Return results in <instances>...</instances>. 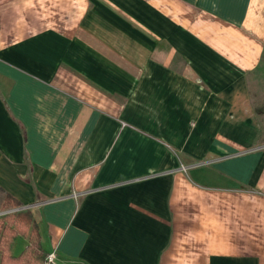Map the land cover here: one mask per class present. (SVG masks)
Returning a JSON list of instances; mask_svg holds the SVG:
<instances>
[{
  "label": "crops",
  "instance_id": "0c3cea01",
  "mask_svg": "<svg viewBox=\"0 0 264 264\" xmlns=\"http://www.w3.org/2000/svg\"><path fill=\"white\" fill-rule=\"evenodd\" d=\"M0 189L58 264H264V0H0Z\"/></svg>",
  "mask_w": 264,
  "mask_h": 264
},
{
  "label": "trees",
  "instance_id": "16d2710c",
  "mask_svg": "<svg viewBox=\"0 0 264 264\" xmlns=\"http://www.w3.org/2000/svg\"><path fill=\"white\" fill-rule=\"evenodd\" d=\"M22 207L20 202L0 189V212L6 213L0 217V264H42L46 256L41 250L38 228L31 213ZM17 236H28L29 246L14 258L10 256V249Z\"/></svg>",
  "mask_w": 264,
  "mask_h": 264
},
{
  "label": "built area",
  "instance_id": "2783aa9c",
  "mask_svg": "<svg viewBox=\"0 0 264 264\" xmlns=\"http://www.w3.org/2000/svg\"><path fill=\"white\" fill-rule=\"evenodd\" d=\"M43 264H58L55 253H48L44 258Z\"/></svg>",
  "mask_w": 264,
  "mask_h": 264
},
{
  "label": "rangeland",
  "instance_id": "374dc122",
  "mask_svg": "<svg viewBox=\"0 0 264 264\" xmlns=\"http://www.w3.org/2000/svg\"><path fill=\"white\" fill-rule=\"evenodd\" d=\"M181 171H182V172H186L187 169L181 167ZM5 214H6L5 212H0V217H1V216H4Z\"/></svg>",
  "mask_w": 264,
  "mask_h": 264
},
{
  "label": "water",
  "instance_id": "95a60500",
  "mask_svg": "<svg viewBox=\"0 0 264 264\" xmlns=\"http://www.w3.org/2000/svg\"><path fill=\"white\" fill-rule=\"evenodd\" d=\"M12 212V211H11ZM11 212H8V213H11Z\"/></svg>",
  "mask_w": 264,
  "mask_h": 264
}]
</instances>
